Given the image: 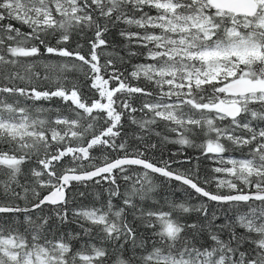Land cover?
Here are the masks:
<instances>
[{"label": "snow or ice", "instance_id": "obj_1", "mask_svg": "<svg viewBox=\"0 0 264 264\" xmlns=\"http://www.w3.org/2000/svg\"><path fill=\"white\" fill-rule=\"evenodd\" d=\"M0 264H264V0H0Z\"/></svg>", "mask_w": 264, "mask_h": 264}, {"label": "trees", "instance_id": "obj_2", "mask_svg": "<svg viewBox=\"0 0 264 264\" xmlns=\"http://www.w3.org/2000/svg\"><path fill=\"white\" fill-rule=\"evenodd\" d=\"M19 26V25H18ZM126 27L124 25H120L118 26V28H114L112 29V31L109 33L108 35V39H109V51L112 50L111 45H115V51L119 52L120 55H124L125 53L121 50L122 46L124 44V40L122 37L119 36L118 32H119V28H123ZM131 31H137V29L135 28H131ZM76 39V37H74V40ZM82 43L86 44V41H81ZM86 50V49H85ZM135 50H141V49H135ZM59 59V58H56ZM106 59V57H102L101 62H103V60ZM143 61V57H138V58H132V63H139ZM119 67H121V70L124 69H128L129 71L131 70V64H124L122 66L118 65ZM70 76H75L77 74L74 73H70ZM125 75H127V73H125ZM80 81L83 83V76H79ZM133 83H136V81H132ZM25 103L31 105L33 102L32 101H25ZM38 104H43L45 107H52V108H56L58 107L60 109V112L62 115H71L70 112H68L67 110V106L64 104L63 101L57 99V98H53L52 101H39L36 102ZM134 103H136L137 105L139 104V98H137L136 101H134ZM48 115H51L52 117H54L56 115L55 112H52ZM125 124H128L127 120H125ZM135 130L134 126L129 125L125 131H133ZM162 130V128L160 129ZM152 141L156 142L158 147L155 150H150L147 152V156L148 157H155L156 159H168V157L171 155L172 152H175L178 148L179 145H174V144H162L156 137H152ZM199 142V140L197 141ZM129 143L132 144L133 146H135L138 142L135 141L134 139H130ZM101 152L100 148L95 149V153L97 155H99ZM185 153V157H193L192 161L190 164H184L183 167L184 168H189L192 167L196 164V160L195 157L199 154L198 151L194 148H186L184 150ZM232 155H234L235 157L239 158L240 153L239 151L233 152ZM184 157H181V159H183ZM155 162V161H153ZM173 167H180V165H173ZM215 167L214 164H212L211 161L201 157L200 159V174L201 176H213V175H218L220 178H224V174H214L211 172V168ZM23 180V177L21 178ZM122 183V182H121ZM155 183L159 184L160 187L158 188L157 192L154 193L153 195L156 196V198L160 201V204H164V198L167 197L168 199L172 200L173 202H186L189 203L191 205H197L200 200H203L204 198H189L187 193L191 192L190 189H188L186 186H182L179 185V182L176 181H167L165 180V178L163 177H159L158 175L155 176ZM210 190L215 191V181L209 186ZM19 191V189H17ZM89 194L87 197L85 198H77L76 201V205L73 206H78L79 204H84V205H91L93 203H97V201L94 198L95 192L99 191L101 192V199L106 200L107 199V195L106 193H103L102 189L100 188V186H95L94 188H90L88 189ZM224 191H227V189H224ZM193 197H195V194L193 193ZM209 205V213H211L213 210L217 209V206L215 205L214 202H207ZM147 206H151V207H156L157 205H152L150 202H148ZM165 210H168L167 207H165ZM227 210V205H224L219 211L218 214H220L221 212H224ZM198 217H200L201 219H203V217L200 216L199 213L193 212L191 214H187V218L190 221L196 220ZM223 220V218L221 220H218L217 223H221ZM75 230V231H79V229L76 228L75 224H70L65 226V231L67 230ZM77 247H79V245H76Z\"/></svg>", "mask_w": 264, "mask_h": 264}, {"label": "water", "instance_id": "obj_3", "mask_svg": "<svg viewBox=\"0 0 264 264\" xmlns=\"http://www.w3.org/2000/svg\"><path fill=\"white\" fill-rule=\"evenodd\" d=\"M191 190V189H190Z\"/></svg>", "mask_w": 264, "mask_h": 264}]
</instances>
